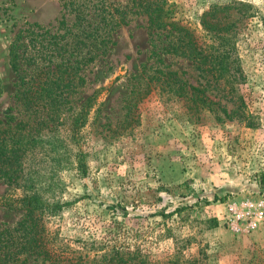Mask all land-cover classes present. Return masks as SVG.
I'll list each match as a JSON object with an SVG mask.
<instances>
[{"label": "rangeland", "instance_id": "374dc122", "mask_svg": "<svg viewBox=\"0 0 264 264\" xmlns=\"http://www.w3.org/2000/svg\"><path fill=\"white\" fill-rule=\"evenodd\" d=\"M172 1L198 28L213 3L244 2L255 9L236 40L247 119L230 120L222 113L215 119L218 104L232 106L215 91L204 94L210 107L195 109L186 97L136 76L149 54L146 17L131 9L124 22L115 25L112 19L118 18L117 9L136 0H79L87 29L98 26L112 43L73 74L69 91L65 87L55 101L34 97L35 105L28 108L20 79L36 78L31 76L40 60L39 45L30 50L32 67L26 74V66L11 67L10 42L32 24L53 34L62 32L63 20L75 30L76 16L63 7L64 0H0V120L9 116L12 125H35L50 118L48 125L57 130H45L42 153L38 147L35 152L46 176L60 183L62 208L45 223L66 252L103 239L119 247L138 246L151 260L163 262L264 264V0ZM49 39L46 35L41 42L43 54L53 48L46 47ZM162 60L189 84L199 82L189 60L171 55ZM55 160L65 167L57 171ZM43 182L44 188L50 184ZM19 194L0 180V225L13 226L22 217L23 210L4 204Z\"/></svg>", "mask_w": 264, "mask_h": 264}, {"label": "trees", "instance_id": "16d2710c", "mask_svg": "<svg viewBox=\"0 0 264 264\" xmlns=\"http://www.w3.org/2000/svg\"><path fill=\"white\" fill-rule=\"evenodd\" d=\"M63 7L75 13L74 27L77 29L72 30L73 27H67L61 20L59 30L62 32L50 34L49 28L32 24L20 29L10 42V65L15 71L26 66L22 69L26 74L32 67L30 50L38 45L39 49L40 45L41 49H45L41 42L46 35L50 38L46 47H53L48 49L50 53L45 54L36 50L40 60L38 66L34 67L36 72L31 74V77L36 78L20 79L19 93L29 105L28 108L35 105L34 97H49L55 101L65 87H69V91L73 74L104 54L108 44L112 43L109 34L102 32L98 26L87 29L90 24L85 19L79 0H64ZM131 9L133 13L145 15L149 36V54L136 76L158 83L166 93L186 97L193 102L195 109L200 104L203 108L210 107V102L204 104L208 100L204 94L209 90L215 91L219 98L232 103L231 107L227 103L218 104L215 119L221 120L218 113L230 120L231 117L247 119L245 102L240 92L244 75L236 40L246 22L244 20L256 13L251 4L213 3L201 15L197 22L200 26L198 28L181 15L178 5L172 0H136L132 5L126 3L117 9L119 16L112 18L113 23L116 25L124 22V17ZM37 37L40 39L36 40ZM164 55L189 60L199 82L191 85L182 77L181 71L162 65ZM79 83H85L84 76H79ZM213 110L210 108V111ZM49 119L41 118L35 125L26 121L12 125L9 116L0 120V180L20 190L19 195L9 196L4 204L8 208L23 210L22 217L13 226L0 225V264H203L197 258L172 259L167 262L151 260L138 246L133 249L129 246L119 247L103 239L92 240L88 245L83 244L81 249L66 252L68 248L57 243L56 233L50 231L45 223L47 217L56 215L62 208L57 190L60 183L53 180V176H46L41 157L38 158L35 152L38 147L42 153L43 136L48 138L45 130L49 133L57 132L52 131L55 128L48 125ZM251 124L248 120L247 125ZM65 165L59 160L53 164L58 167L57 171ZM84 167L80 163L76 166L83 171ZM50 173H53L52 169ZM45 180H49L50 184L44 188ZM261 181L264 182V178ZM181 209L185 207L175 211Z\"/></svg>", "mask_w": 264, "mask_h": 264}, {"label": "built area", "instance_id": "2783aa9c", "mask_svg": "<svg viewBox=\"0 0 264 264\" xmlns=\"http://www.w3.org/2000/svg\"><path fill=\"white\" fill-rule=\"evenodd\" d=\"M261 214H262V211H259L257 215H258V216H261Z\"/></svg>", "mask_w": 264, "mask_h": 264}]
</instances>
